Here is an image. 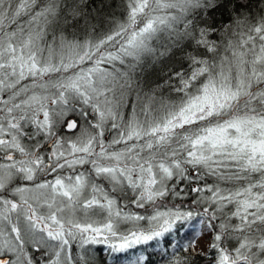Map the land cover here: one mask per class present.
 Segmentation results:
<instances>
[{"label":"snow or ice","instance_id":"1","mask_svg":"<svg viewBox=\"0 0 264 264\" xmlns=\"http://www.w3.org/2000/svg\"><path fill=\"white\" fill-rule=\"evenodd\" d=\"M0 264H264V0H0Z\"/></svg>","mask_w":264,"mask_h":264}]
</instances>
